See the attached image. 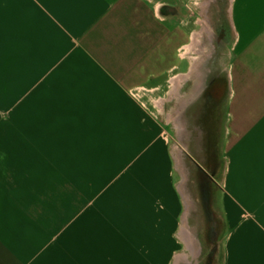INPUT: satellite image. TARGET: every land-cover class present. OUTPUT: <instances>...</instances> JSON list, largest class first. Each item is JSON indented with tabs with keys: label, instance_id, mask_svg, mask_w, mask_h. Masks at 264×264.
Returning a JSON list of instances; mask_svg holds the SVG:
<instances>
[{
	"label": "crops",
	"instance_id": "0c3cea01",
	"mask_svg": "<svg viewBox=\"0 0 264 264\" xmlns=\"http://www.w3.org/2000/svg\"><path fill=\"white\" fill-rule=\"evenodd\" d=\"M228 48L226 264H264V0H0V264H169L161 115Z\"/></svg>",
	"mask_w": 264,
	"mask_h": 264
},
{
	"label": "water",
	"instance_id": "95a60500",
	"mask_svg": "<svg viewBox=\"0 0 264 264\" xmlns=\"http://www.w3.org/2000/svg\"><path fill=\"white\" fill-rule=\"evenodd\" d=\"M228 49L220 57V70H204L196 64L187 82L185 73L165 101L170 104L164 112L174 128L170 154L179 176L176 190L182 201L176 233L182 248L174 252L170 264H226L230 230L224 191L229 169Z\"/></svg>",
	"mask_w": 264,
	"mask_h": 264
},
{
	"label": "rangeland",
	"instance_id": "374dc122",
	"mask_svg": "<svg viewBox=\"0 0 264 264\" xmlns=\"http://www.w3.org/2000/svg\"><path fill=\"white\" fill-rule=\"evenodd\" d=\"M168 96H169V95H168ZM169 106H170V104H165V107H166V108H169ZM161 116H162V118H161L162 123H165V125H167V126H166V127H167V136L170 137L169 139H170V144H171V145H170V148H171L172 145H173V142L171 143V141H172V138H173V135H174V132H173V130H172V125H171V123H169V121H167L168 118H166V114H165L164 111H163V114H162ZM166 123H167V124H166ZM175 178H176V182H177L178 179H179V176H178L177 172H176V174H175ZM225 206H226V199H225ZM229 207H231V205L228 206V208H229ZM178 210H180V212H181V208H179ZM226 211H227V213L230 211L229 209L227 210V206H226ZM179 214H180V213L177 212V220H178V222H179ZM228 219H229V213H228ZM181 248H182V245L176 241L175 251L180 250ZM169 264H170V263H169Z\"/></svg>",
	"mask_w": 264,
	"mask_h": 264
},
{
	"label": "flooded vegetation",
	"instance_id": "af4514ba",
	"mask_svg": "<svg viewBox=\"0 0 264 264\" xmlns=\"http://www.w3.org/2000/svg\"><path fill=\"white\" fill-rule=\"evenodd\" d=\"M172 130H173V132H174V128L172 127ZM172 142H174V135H173V138H172Z\"/></svg>",
	"mask_w": 264,
	"mask_h": 264
}]
</instances>
